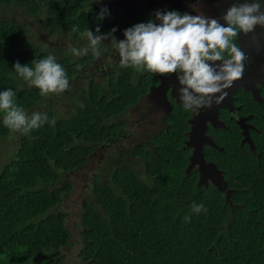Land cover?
<instances>
[{"label": "trees", "instance_id": "1", "mask_svg": "<svg viewBox=\"0 0 264 264\" xmlns=\"http://www.w3.org/2000/svg\"><path fill=\"white\" fill-rule=\"evenodd\" d=\"M98 1L0 0V91L13 89L15 103L29 116L40 112L55 120L25 134L5 127L0 112V152L16 139L14 154L0 161V264L69 263L63 254L71 246L63 209L73 191L69 176L116 137L113 119L124 118L137 104L132 67L121 69L108 84L105 78L84 80L82 70L95 56L91 50L79 56L69 51L88 46L80 35L86 29L106 38L114 28L141 23L135 18L98 20L105 8ZM11 8L39 19L46 34L62 37L65 45L46 49L32 42L28 23L4 17ZM73 26L77 32L71 31ZM49 54L65 68L70 87L42 97L15 73L14 65L32 66ZM77 65L82 66L79 71ZM185 129L184 119H176L167 132L153 137V148L146 153L115 150L103 159L107 180L95 178L91 196L78 212L82 240L69 264H264V170L253 173L233 165L227 178L235 192L227 203L223 192L198 186L197 174L186 173ZM137 156L142 162L131 164ZM227 157L231 163L247 158L238 151L229 154V149ZM194 202L207 211L193 213Z\"/></svg>", "mask_w": 264, "mask_h": 264}, {"label": "flooded vegetation", "instance_id": "2", "mask_svg": "<svg viewBox=\"0 0 264 264\" xmlns=\"http://www.w3.org/2000/svg\"><path fill=\"white\" fill-rule=\"evenodd\" d=\"M116 4V7L106 15V18L123 19L124 21L140 19L141 23L155 20L157 11L165 12L175 10L191 15H205L210 18H220L234 3H244L245 0H107ZM100 2V0L98 1ZM264 2V0H261ZM103 4V3H102ZM104 5V4H103ZM105 6V5H104ZM107 6V5H106ZM105 6V8H106ZM221 23L226 22L221 19ZM156 23H159L156 20ZM113 30V29H112ZM109 31L106 38L101 41L99 50L101 55L94 57L91 66L83 68L80 78L93 81L105 78L107 84L115 81L117 74L123 67L120 65L118 49L113 46V38L116 41L125 39V28ZM234 43L246 54L248 59L244 62L245 71L241 81L235 82L226 92L227 97L219 104L215 103L211 108L185 110L179 99V85L177 74L160 75L147 70L134 71L133 85L136 86L134 95L137 104L130 109L124 118L117 116L113 119V132L116 137H111L101 147H116L124 143L138 144L133 149H145V152L153 148V137L161 132H167L170 122L176 119L185 121L187 129L184 130V150L188 151V165L186 173H196L198 183L200 180V168H190L191 158L195 148L185 147L192 131V120L205 122V136L215 142L218 148L209 144L203 146L204 159L208 164H214L218 168L221 177L212 176L203 178L201 186L205 188L215 187L226 194L235 192L228 183V173L233 165L249 167L253 173L257 169L264 170V27L257 25L255 30L247 35L241 33L234 38ZM125 69V68H124ZM141 74V83H138ZM153 76V77H152ZM152 77V79H151ZM82 87L83 81H75ZM220 94H217L219 96ZM139 107L140 110L135 108ZM137 112L138 115L132 113ZM136 117L135 121H129L128 117ZM182 117L183 119H180ZM141 118V120L139 119ZM155 126V129L150 128ZM151 132L153 135L146 141L135 143L134 132ZM153 139V140H152ZM233 151L241 152L247 156L242 163H231L228 156ZM221 149V150H220ZM220 152V157L216 152ZM96 152L92 156H95ZM138 163L141 156L131 158ZM250 163V165L248 164ZM199 186V185H198Z\"/></svg>", "mask_w": 264, "mask_h": 264}, {"label": "clouds", "instance_id": "3", "mask_svg": "<svg viewBox=\"0 0 264 264\" xmlns=\"http://www.w3.org/2000/svg\"><path fill=\"white\" fill-rule=\"evenodd\" d=\"M108 14L109 10L102 8L97 19L103 20ZM221 19L227 26L220 22ZM257 25L264 27V2L261 0L234 3L220 18L182 14L175 10L157 11L155 20L125 29V39L116 41L113 38V46L118 49L123 68L132 67L160 75L177 74L181 85L179 99L186 111L211 108L227 97L225 90L241 79L245 71L244 62L248 57L233 42L234 38L241 33L247 35L253 32ZM71 31L77 32L78 27L73 26ZM99 32L100 27L97 26L96 33ZM80 35L87 39L88 46L82 50L70 47L69 51L79 56L91 50L95 57H99V46L105 37L95 35L90 29ZM31 65H22L17 61L14 71L30 87L38 88L42 97L62 94L69 89L68 74L54 55L34 60ZM81 67L77 65V71ZM16 95L11 88L0 91V112L4 113L5 127L12 132L27 134L46 122L55 124L54 119L49 121L48 116L40 112L29 116L15 103ZM191 211L199 214L207 209L203 203L194 202ZM190 219V215L184 216L185 222H190Z\"/></svg>", "mask_w": 264, "mask_h": 264}, {"label": "rangeland", "instance_id": "4", "mask_svg": "<svg viewBox=\"0 0 264 264\" xmlns=\"http://www.w3.org/2000/svg\"><path fill=\"white\" fill-rule=\"evenodd\" d=\"M99 3H103L109 12L116 7V4H113L111 1L100 0ZM4 17L7 20H12L14 22H22L28 23L31 28L30 39L32 42L37 43L38 46H43L46 49H52L53 47H63L65 45V41L62 37H50L46 34L45 30H43L42 23L38 22L39 19H35L34 17L27 15L24 11L11 8L9 10H4ZM140 19H136V23L139 22ZM61 47V48H62ZM82 49V47L80 46ZM80 88V84H78ZM136 110H140L141 108L136 107ZM134 115H138L137 112L132 113ZM129 121H135L136 117L130 116L128 117ZM141 120V118H139ZM150 128L155 129V126H151ZM154 130H150L149 132L142 131L141 129L136 130L134 132L133 139L135 143L138 141H146L149 137H151ZM16 139L8 141L2 148L0 152V161H4L6 157H10L15 152ZM138 144L133 143H124L120 145L119 149L113 145L107 150L99 149L96 150V155L92 156L89 160L88 165L83 167L82 169L74 172L69 176V181L73 184V191L70 196L67 198L65 204H63L64 211L68 214V218L66 221V226L69 232L71 233V246L64 250V253L68 258L69 263L71 261L76 260V256H78L79 251V243L81 242V229L79 227L80 214L78 213L82 207L83 201L91 196L92 188L95 182V178L100 176L101 181H105V162L103 159L108 158L110 155H115V150L118 152H125L130 154L132 148ZM13 151V152H12ZM12 152V154H10ZM139 162L141 160H138ZM142 162V161H141ZM135 161H132L131 164H134ZM110 171V170H109ZM68 263V264H69Z\"/></svg>", "mask_w": 264, "mask_h": 264}, {"label": "water", "instance_id": "5", "mask_svg": "<svg viewBox=\"0 0 264 264\" xmlns=\"http://www.w3.org/2000/svg\"><path fill=\"white\" fill-rule=\"evenodd\" d=\"M239 80L241 81V79ZM239 80L234 81L233 84L235 82H238ZM227 90L228 89H226L225 91ZM191 124L192 131L189 140L185 143V147L195 148V151L191 158L190 168H194L197 165L200 168L201 175L198 185L201 186L203 178L217 176V178L221 177L223 179L222 175L219 174L216 165L208 164L204 159L203 146L205 144H209L215 148H218L214 141L205 136V122H202L201 120H192ZM231 193V191H227L225 194L227 203H230Z\"/></svg>", "mask_w": 264, "mask_h": 264}, {"label": "bare ground", "instance_id": "6", "mask_svg": "<svg viewBox=\"0 0 264 264\" xmlns=\"http://www.w3.org/2000/svg\"><path fill=\"white\" fill-rule=\"evenodd\" d=\"M201 174V173H200Z\"/></svg>", "mask_w": 264, "mask_h": 264}]
</instances>
